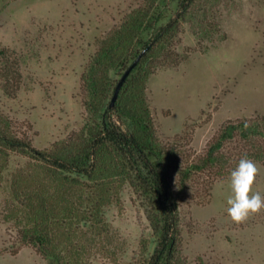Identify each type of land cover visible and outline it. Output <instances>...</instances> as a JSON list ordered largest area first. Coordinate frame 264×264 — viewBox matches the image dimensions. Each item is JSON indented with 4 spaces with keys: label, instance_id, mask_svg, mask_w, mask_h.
Listing matches in <instances>:
<instances>
[{
    "label": "rangeland",
    "instance_id": "374dc122",
    "mask_svg": "<svg viewBox=\"0 0 264 264\" xmlns=\"http://www.w3.org/2000/svg\"><path fill=\"white\" fill-rule=\"evenodd\" d=\"M139 10L177 25L145 85L178 205L176 264H264V210L240 224L226 212L242 156L260 167L253 191L264 195V0H0V122L42 153L79 135L89 120L82 76L101 40ZM36 163L14 149L0 165V264H48L9 215L12 178ZM119 199L104 210L110 237L85 264H133L151 251L141 199L129 187Z\"/></svg>",
    "mask_w": 264,
    "mask_h": 264
},
{
    "label": "trees",
    "instance_id": "16d2710c",
    "mask_svg": "<svg viewBox=\"0 0 264 264\" xmlns=\"http://www.w3.org/2000/svg\"><path fill=\"white\" fill-rule=\"evenodd\" d=\"M158 17L148 10L135 11L101 40L82 76L89 120L76 137L42 153L11 136L4 121L0 122V165L7 151L14 149L29 152L37 162L27 174L12 178L16 205L9 215L22 224L23 244L37 249L48 264H85V253L94 243L102 235L110 237L104 210L119 202L126 187L144 204L153 235L151 251L133 264H176L179 260L178 205L145 99L152 60L177 29L172 21L157 25ZM150 32L152 40H145ZM149 45L109 109L120 77ZM232 131V127L226 129L222 137L230 138ZM212 150L207 154L210 161Z\"/></svg>",
    "mask_w": 264,
    "mask_h": 264
},
{
    "label": "clouds",
    "instance_id": "9594fccd",
    "mask_svg": "<svg viewBox=\"0 0 264 264\" xmlns=\"http://www.w3.org/2000/svg\"><path fill=\"white\" fill-rule=\"evenodd\" d=\"M260 167L257 163L242 156L228 178L230 194L226 200L227 218L236 224L245 222L251 215L264 210V195L253 191Z\"/></svg>",
    "mask_w": 264,
    "mask_h": 264
},
{
    "label": "water",
    "instance_id": "95a60500",
    "mask_svg": "<svg viewBox=\"0 0 264 264\" xmlns=\"http://www.w3.org/2000/svg\"><path fill=\"white\" fill-rule=\"evenodd\" d=\"M150 48V45L143 51L140 52V54L138 55V57L133 61V63H131V65L124 71V73L122 74V76L120 77L119 81L116 84V87L114 89L113 95L111 97L110 103H109V109H111L117 99L118 93L120 88L122 87L124 81L126 80V78L128 77V75L130 74V72L133 70V68L137 65L138 61L140 60V58L145 54V52Z\"/></svg>",
    "mask_w": 264,
    "mask_h": 264
}]
</instances>
